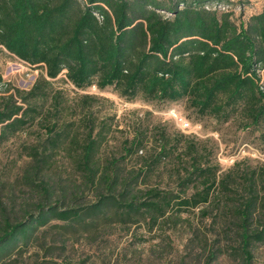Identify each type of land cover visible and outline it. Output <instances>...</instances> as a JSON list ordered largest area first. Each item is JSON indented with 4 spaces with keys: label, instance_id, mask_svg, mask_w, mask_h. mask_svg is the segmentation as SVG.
Returning a JSON list of instances; mask_svg holds the SVG:
<instances>
[{
    "label": "trees",
    "instance_id": "1",
    "mask_svg": "<svg viewBox=\"0 0 264 264\" xmlns=\"http://www.w3.org/2000/svg\"><path fill=\"white\" fill-rule=\"evenodd\" d=\"M232 4L0 0V48L42 69L28 89L0 77V144L37 131L34 143L21 144L29 159L17 180L31 196L17 205L0 198V264H16L12 254L30 245L40 263L61 264L56 249L80 240L101 256L117 236L130 239L102 264H128L131 246L144 243L152 264H213L224 255L255 264L254 250L264 244V161L222 169L211 139L164 129L146 149L148 128L124 139L118 153L103 154L111 117L97 120L98 98H68L52 83L64 73L80 90L95 85L127 100L183 101L197 119L235 122L263 138L264 4L239 22ZM60 158L70 168L65 178ZM163 170L173 186L154 182ZM176 231L184 233L181 248Z\"/></svg>",
    "mask_w": 264,
    "mask_h": 264
},
{
    "label": "rangeland",
    "instance_id": "2",
    "mask_svg": "<svg viewBox=\"0 0 264 264\" xmlns=\"http://www.w3.org/2000/svg\"><path fill=\"white\" fill-rule=\"evenodd\" d=\"M231 10L233 17L237 22L245 20L264 4V0H232ZM243 5V6H242ZM42 69L28 65L19 60L14 55L0 48V77L2 83L19 88L28 89L35 78L41 73ZM0 83V95L4 93L5 85ZM55 88L64 91L68 98H76L81 94H91L98 98L95 106V117L98 121L103 118L111 117L107 120L111 123L110 133L107 136L106 143L102 147L103 154L118 153L121 149L122 142L126 138H131L135 131L139 129H150L148 135L151 136V143L146 145V149L152 146L156 130L164 129L167 133L173 135L181 132L186 135H193L196 139H211L215 146V159L222 169H226L234 162L246 159L251 164L264 161V130L263 138L259 136V132H247L240 130L235 122L226 124H217L214 119L195 118V114L185 107L183 101L170 103H148L139 98L127 100L120 97L111 87L99 89L95 85H91L83 90L76 89L65 80L64 73L58 75L52 81ZM189 123V126L185 124ZM154 127V131L151 128ZM156 128V129H155ZM35 130V129H34ZM19 134L5 143L0 144V198L9 204L12 198L15 204H20L23 198L31 196L30 191L20 184L19 177L22 169L28 162L25 155H22L21 144L23 142L34 143L37 137V131ZM37 130V129H36ZM60 169H63L62 177L65 178L70 168L68 161L58 159ZM135 158H129L128 164H133ZM18 180V181H17ZM162 187L167 184L173 186V180L163 170L162 174L154 181ZM190 219L195 220L193 216ZM182 230V229H180ZM179 230V231H180ZM179 231L174 235L175 244L181 248L179 239L181 234ZM141 231L138 230V233ZM183 232V231H182ZM177 236V238H176ZM130 237H113L108 242L110 247H106L103 255H97L93 246L85 240L74 241L67 244L65 249H56V260L61 264H66L67 260L81 259L88 257V263L91 261L96 264H102V259L109 256L112 262L116 259V253L120 248L125 246ZM131 253L128 252V264H152L155 263L150 252L149 243L142 245H133ZM130 248V249H131ZM129 249V250H130ZM93 250L95 254L93 253ZM113 250V253H112ZM92 254V255H87ZM12 258H16V264H43L41 262L42 255L38 248L29 246L24 248L19 254L13 253ZM255 264H264V244L258 246L254 250ZM157 263V262H156ZM213 264H239L233 257L224 255Z\"/></svg>",
    "mask_w": 264,
    "mask_h": 264
},
{
    "label": "built area",
    "instance_id": "3",
    "mask_svg": "<svg viewBox=\"0 0 264 264\" xmlns=\"http://www.w3.org/2000/svg\"><path fill=\"white\" fill-rule=\"evenodd\" d=\"M185 126H189V123L186 122Z\"/></svg>",
    "mask_w": 264,
    "mask_h": 264
},
{
    "label": "crops",
    "instance_id": "4",
    "mask_svg": "<svg viewBox=\"0 0 264 264\" xmlns=\"http://www.w3.org/2000/svg\"><path fill=\"white\" fill-rule=\"evenodd\" d=\"M260 10V9H259Z\"/></svg>",
    "mask_w": 264,
    "mask_h": 264
}]
</instances>
